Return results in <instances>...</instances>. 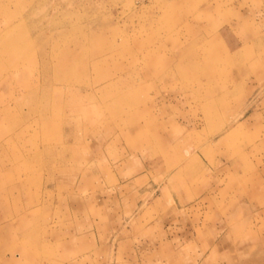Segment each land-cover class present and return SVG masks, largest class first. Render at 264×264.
<instances>
[{"label": "rangeland", "instance_id": "obj_1", "mask_svg": "<svg viewBox=\"0 0 264 264\" xmlns=\"http://www.w3.org/2000/svg\"><path fill=\"white\" fill-rule=\"evenodd\" d=\"M0 264H264V0H0Z\"/></svg>", "mask_w": 264, "mask_h": 264}, {"label": "bare ground", "instance_id": "obj_2", "mask_svg": "<svg viewBox=\"0 0 264 264\" xmlns=\"http://www.w3.org/2000/svg\"><path fill=\"white\" fill-rule=\"evenodd\" d=\"M7 33H8V32H7ZM6 35H7V34H6ZM8 35H9V34H8ZM92 37H93V36H92ZM96 41H98V40H96ZM98 43H99V42H98ZM98 43H97V44H98ZM55 57H56V56H55ZM104 76H105V75H104Z\"/></svg>", "mask_w": 264, "mask_h": 264}]
</instances>
